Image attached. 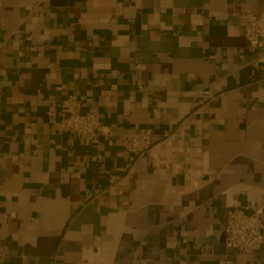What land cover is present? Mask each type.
I'll return each instance as SVG.
<instances>
[{
	"label": "crops",
	"instance_id": "0c3cea01",
	"mask_svg": "<svg viewBox=\"0 0 264 264\" xmlns=\"http://www.w3.org/2000/svg\"><path fill=\"white\" fill-rule=\"evenodd\" d=\"M263 6L0 0V264H264L225 244L230 208L264 206V48L242 17ZM74 109L108 135L49 121Z\"/></svg>",
	"mask_w": 264,
	"mask_h": 264
},
{
	"label": "built area",
	"instance_id": "2783aa9c",
	"mask_svg": "<svg viewBox=\"0 0 264 264\" xmlns=\"http://www.w3.org/2000/svg\"><path fill=\"white\" fill-rule=\"evenodd\" d=\"M242 17L248 48L251 50L264 48V6L259 13L244 12ZM49 121L57 123L64 132L91 136L97 143L101 136H106L109 132L94 110L81 112L74 109L61 119H58L57 115L51 112ZM153 143L152 130L142 128L129 134L125 143V151L133 157L139 156L147 152ZM263 213L264 206H255L251 212L238 206L230 208L225 228L226 246L242 253H250L260 249L264 244Z\"/></svg>",
	"mask_w": 264,
	"mask_h": 264
}]
</instances>
